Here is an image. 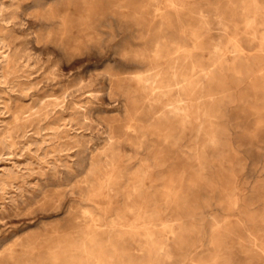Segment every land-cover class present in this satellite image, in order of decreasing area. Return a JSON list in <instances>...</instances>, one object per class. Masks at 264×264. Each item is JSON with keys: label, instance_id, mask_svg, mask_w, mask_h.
Segmentation results:
<instances>
[{"label": "rangeland", "instance_id": "374dc122", "mask_svg": "<svg viewBox=\"0 0 264 264\" xmlns=\"http://www.w3.org/2000/svg\"><path fill=\"white\" fill-rule=\"evenodd\" d=\"M263 32L264 0H0V264H264Z\"/></svg>", "mask_w": 264, "mask_h": 264}, {"label": "bare ground", "instance_id": "6f19581e", "mask_svg": "<svg viewBox=\"0 0 264 264\" xmlns=\"http://www.w3.org/2000/svg\"><path fill=\"white\" fill-rule=\"evenodd\" d=\"M252 19V18H251ZM250 21V20H249ZM254 23V22H253ZM248 25V24H247ZM219 26V25H218ZM249 26V25H248ZM209 27V26H208ZM217 33V32H216ZM262 36H263V38H264V32H263V34H262ZM251 37V36H250ZM260 47H261V49H263L264 50V48H263V45L262 44H260ZM258 50V49H257ZM213 100V99H212ZM171 104V103H170ZM174 104H176V103H174ZM172 105V104H171ZM178 105V104H177ZM171 109V108H170ZM173 109V111H175V112H177V111H179V110H181V108H180V106H175V107H173L172 108ZM172 109H171V111H172ZM172 111V112H173ZM181 112V111H180ZM164 114V113H163ZM183 118H185V114L183 115ZM182 120V119H181ZM182 122H183V120H182ZM242 219V218H241ZM245 227V226H244ZM251 237H253L252 235H251ZM243 242V241H242ZM245 244V243H244ZM247 244V243H246ZM250 244V243H249ZM252 245H254V244H252ZM161 249V248H160Z\"/></svg>", "mask_w": 264, "mask_h": 264}]
</instances>
